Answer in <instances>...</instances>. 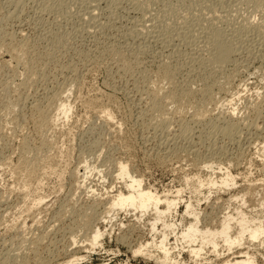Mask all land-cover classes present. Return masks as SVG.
Instances as JSON below:
<instances>
[{
  "label": "rangeland",
  "instance_id": "1",
  "mask_svg": "<svg viewBox=\"0 0 264 264\" xmlns=\"http://www.w3.org/2000/svg\"><path fill=\"white\" fill-rule=\"evenodd\" d=\"M263 149L264 0H0V264H224V223L264 220ZM121 166L177 206L114 209Z\"/></svg>",
  "mask_w": 264,
  "mask_h": 264
},
{
  "label": "bare ground",
  "instance_id": "2",
  "mask_svg": "<svg viewBox=\"0 0 264 264\" xmlns=\"http://www.w3.org/2000/svg\"><path fill=\"white\" fill-rule=\"evenodd\" d=\"M97 2V1H96ZM94 3V2H93ZM15 5V4H14ZM96 6V5H95ZM94 7V6H93ZM44 8V7H43ZM42 9V8H41ZM11 11V10H10ZM18 11V10H17ZM92 11V9H91ZM90 11V12H91ZM95 11V10H94ZM93 11V13H94ZM19 12V11H18ZM45 13V12H44ZM2 14V13H1ZM16 14V13H15ZM41 14V13H40ZM83 15V14H82ZM145 15V14H144ZM10 16V15H9ZM92 16V15H91ZM95 16V15H94ZM47 17V16H46ZM49 17V15H48ZM88 17V16H87ZM8 18V17H7ZM19 18V17H18ZM92 18V17H91ZM95 18V17H94ZM97 18V17H96ZM99 20V19H98ZM144 20V19H143ZM89 21V19H88ZM140 21V20H139ZM86 22V21H85ZM93 22V21H92ZM138 22V21H136ZM88 24V23H87ZM21 25V24H20ZM97 25V24H96ZM143 27V26H142ZM188 27V26H187ZM138 29V28H137ZM13 30V29H12ZM23 30V29H22ZM92 31V30H91ZM90 31V32H91ZM24 32V31H23ZM189 32V31H188ZM192 32V30H191ZM21 33V32H20ZM216 33V32H215ZM177 34V33H176ZM182 35V33H180ZM179 34V35H180ZM185 34V32H184ZM183 34V35H184ZM94 35V34H93ZM180 35V36H181ZM187 35V34H186ZM179 36V37H180ZM203 36V35H202ZM228 36V35H227ZM184 37V36H183ZM213 37V36H212ZM174 38V37H173ZM165 39V38H164ZM178 39V38H177ZM182 39V38H180ZM197 39V38H196ZM195 40V39H194ZM211 40V39H210ZM161 41V40H160ZM209 41V40H208ZM215 42V44H214ZM174 43V42H173ZM179 43V42H178ZM196 43V42H195ZM146 44V43H145ZM162 44V43H161ZM213 53L211 52L212 56L209 59V62L212 61V64L215 65H223L228 63L232 60V57L235 52L234 46H232L230 40L228 41V38L225 40L222 38L221 34L218 32L217 34H214L213 38ZM261 44V43H260ZM263 44V43H262ZM191 45V44H190ZM193 46V44H192ZM261 46V45H260ZM144 47V46H143ZM200 47V46H199ZM194 48V47H193ZM237 48V47H236ZM204 49V48H203ZM211 48H209L210 50ZM200 51V50H199ZM198 52V51H197ZM210 53V52H209ZM145 54V53H143ZM203 57V56H202ZM193 58V57H192ZM195 59V58H194ZM198 59V58H197ZM208 59V58H207ZM201 60V59H200ZM191 61V60H190ZM194 63L197 60H193ZM192 61V62H193ZM205 61V59H204ZM207 61V60H206ZM235 61V60H233ZM204 64V63H203ZM211 64V65H212ZM207 65V63H206ZM208 66V65H207ZM206 66V68H207ZM201 67V66H199ZM198 67V68H199ZM202 68V67H201ZM210 68V67H209ZM200 70V69H199ZM175 72V70L173 71ZM211 72V71H210ZM201 73V72H200ZM199 73V74H200ZM190 74V73H189ZM203 74V73H202ZM215 75V74H214ZM230 77V76H229ZM228 80V79H226ZM208 82V81H207ZM62 113L66 116L70 112L69 105H63ZM168 117V116H167ZM169 118V117H168ZM162 119V118H161ZM170 123V122H168ZM257 124V123H256ZM250 127V126H249ZM250 129V128H249ZM186 134V133H185ZM258 134V133H257ZM166 140V139H165ZM264 150V149H263ZM89 170V169H88ZM120 176L125 179V185L128 188L129 192L126 194H120L118 197L114 198L112 201V207L114 209L117 208H134L137 210H141L142 213H146L148 210H154L156 213H158L159 216L164 215L166 212L170 210L172 207L177 206V201L171 200L168 198L169 196H159L157 193L151 192L147 189H144L142 186V180L140 178H136L135 176L131 175L128 168L126 166H121L120 169ZM216 179H214V185H220V183L215 182ZM234 184V180L232 177H230L229 174H226L224 178H221V185H225L226 187H230ZM165 207V210H161V206ZM190 205L187 206V209H189ZM159 222V221H158ZM156 229V227H154ZM186 231L184 233V238L187 239H194L196 233H200V231L194 230L192 227H186ZM229 225L227 223H224V225L221 227L217 233L223 238L226 245H228V251L233 256L232 260L225 261L224 264H258L256 259L251 260L249 251H241L238 252V249H241L242 243L245 239H247L245 236L248 237V239L255 243H261L264 245V220H259L255 226H250L248 224L247 219H243V221L240 224V230L238 231V234L235 238L233 236H230L228 234ZM103 234L100 230H96L94 232V235L92 237L94 242H97L100 237H102ZM164 241H166V235L162 237ZM161 239V241H162ZM202 241H206V239H202ZM210 242V241H208ZM148 245V243H146ZM161 249L163 252V255L165 256L166 260L170 256V252L168 250V247L164 244V242L160 243ZM196 245V243H194ZM210 245H213L214 249H218V245L214 242H210ZM235 245L238 247L237 250H234ZM144 249V247H142ZM203 247L200 246L198 248L191 249V253L194 254L196 257L202 252ZM136 253V252H135ZM218 253V251H216ZM240 259V260H239ZM104 264V263H103ZM262 264V263H261Z\"/></svg>",
  "mask_w": 264,
  "mask_h": 264
}]
</instances>
